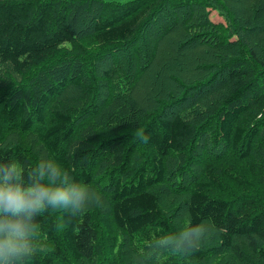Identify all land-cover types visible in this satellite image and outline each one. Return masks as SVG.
<instances>
[{"label":"trees","instance_id":"1","mask_svg":"<svg viewBox=\"0 0 264 264\" xmlns=\"http://www.w3.org/2000/svg\"><path fill=\"white\" fill-rule=\"evenodd\" d=\"M50 163L85 208L25 219L24 264H264V0H0V183Z\"/></svg>","mask_w":264,"mask_h":264},{"label":"clouds","instance_id":"2","mask_svg":"<svg viewBox=\"0 0 264 264\" xmlns=\"http://www.w3.org/2000/svg\"><path fill=\"white\" fill-rule=\"evenodd\" d=\"M143 143H147L148 137L140 133L138 135ZM15 176L20 181V171L13 164L9 172L0 183V214H6V220H0V264H24L22 257L33 252L28 242L29 226L24 222L30 220L33 213L43 212L45 208L71 210L75 215L82 211V188H50L40 184L24 189L19 183H8L10 177ZM44 176L41 171V177ZM26 183V181H21ZM79 210V211H77ZM23 215V218L21 217ZM16 218V219H14ZM200 229L193 233L199 239ZM189 232H184L188 237ZM191 243V241H189Z\"/></svg>","mask_w":264,"mask_h":264},{"label":"rangeland","instance_id":"3","mask_svg":"<svg viewBox=\"0 0 264 264\" xmlns=\"http://www.w3.org/2000/svg\"><path fill=\"white\" fill-rule=\"evenodd\" d=\"M210 19L212 21H214V23H222L224 25H226V20L224 18V16H222L220 14V12L214 8L210 9ZM210 141H208V144L201 146L200 148V153L204 152V151H214L215 149L217 151L215 152H219V150L217 149V147H214V144H216L212 138L209 139ZM205 142H207V140H205ZM204 142V143H205ZM26 144V142H25ZM40 164V163H39ZM52 164L57 170L56 172L52 173V180L50 181V185L52 186L53 189L56 188H67L69 187V183H70V178L72 177V173L71 175H69L67 172H64L61 168H59L57 165H55L54 163H50ZM167 165H168V182H167V190L169 189V187L173 186V180H176V174H175V170H174V166H173V161L172 158L168 159L167 161ZM196 170V168H195ZM101 171H105L104 174L106 175V165L104 163H99V162H95L93 164V167L91 168L90 172H92L93 175H97L99 172ZM169 186V187H168ZM78 188H82L83 189V198H87V195H85V191L83 187H78ZM95 188V194L98 196V198L101 201H105L106 197H107V193L105 191V187L103 186H99V185H94ZM162 190V189H161ZM163 192H160L159 189V196H160V200L159 202H161L162 207L164 208V210L169 213L168 217L172 223V225L174 226V228L176 229V231L179 232V234L181 235L183 233V228H182V221L185 216L186 213H184V211L182 209H180V207H178V204H180L181 199L184 197L183 194L180 195V193H168L165 190V188L162 190ZM104 206H102L103 208L105 207L106 210L108 203H103ZM106 212V211H105ZM99 215H101L100 213L98 214L97 217H99ZM113 226V225H112ZM100 227V226H99ZM102 231V228L100 227ZM113 234H116L117 230L115 227L112 228ZM200 235H202L204 238L206 237L205 234L200 232ZM209 235V234H208ZM210 236V235H209ZM207 238V237H206ZM208 239V238H207ZM103 243H104V253L105 255H108V244L106 242V239H103ZM244 244V243H243ZM214 261H216V259H212Z\"/></svg>","mask_w":264,"mask_h":264}]
</instances>
